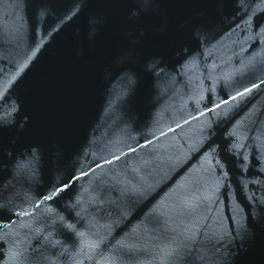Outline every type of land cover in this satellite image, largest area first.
<instances>
[{"label":"water","instance_id":"water-1","mask_svg":"<svg viewBox=\"0 0 264 264\" xmlns=\"http://www.w3.org/2000/svg\"><path fill=\"white\" fill-rule=\"evenodd\" d=\"M0 264H264V0H0Z\"/></svg>","mask_w":264,"mask_h":264}]
</instances>
